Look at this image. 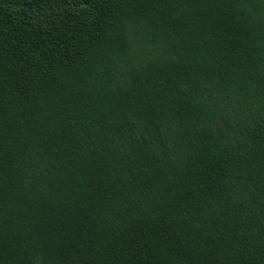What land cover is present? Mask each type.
<instances>
[{
	"label": "trees",
	"instance_id": "16d2710c",
	"mask_svg": "<svg viewBox=\"0 0 264 264\" xmlns=\"http://www.w3.org/2000/svg\"><path fill=\"white\" fill-rule=\"evenodd\" d=\"M0 264H264V0H0Z\"/></svg>",
	"mask_w": 264,
	"mask_h": 264
}]
</instances>
